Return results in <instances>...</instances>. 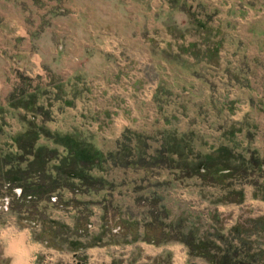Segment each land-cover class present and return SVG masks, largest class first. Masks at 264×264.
Returning <instances> with one entry per match:
<instances>
[{"label": "rangeland", "instance_id": "1", "mask_svg": "<svg viewBox=\"0 0 264 264\" xmlns=\"http://www.w3.org/2000/svg\"><path fill=\"white\" fill-rule=\"evenodd\" d=\"M16 5L20 9L0 4V163L18 151L13 139L32 120L73 129L103 154L116 151L130 131L146 138L149 155L160 148L163 133L173 132L186 137L195 154L212 156L206 180L160 166H106L97 173L104 177L103 190L65 189L32 203L19 198L23 187L12 186L9 168H0V180L12 189L0 181V264H14L7 238L21 234L35 247L30 264H213L211 249L240 245L233 230L252 228L250 220L264 218V0H19ZM76 32L95 39L73 40ZM70 46L110 56L104 70L102 58L95 64L79 60L85 81L71 94L77 90L75 95L85 98L75 117H91L90 109L98 107L102 113L101 120L85 122L86 130L62 126L59 117L44 114L51 113L47 109L14 108L10 100L27 81L40 92L39 103L55 107L54 90L69 72L51 70L43 57L54 47ZM39 145L56 147L43 136ZM222 147L232 152L215 154ZM252 157L261 164L251 163ZM225 160L231 163L220 166ZM242 195V204L233 203ZM261 225L250 241L262 250L264 264ZM190 233L193 243L203 244L199 253L185 244Z\"/></svg>", "mask_w": 264, "mask_h": 264}, {"label": "trees", "instance_id": "2", "mask_svg": "<svg viewBox=\"0 0 264 264\" xmlns=\"http://www.w3.org/2000/svg\"><path fill=\"white\" fill-rule=\"evenodd\" d=\"M21 96H23V93ZM14 98L15 92L11 95V100H15ZM36 99L35 96L30 97L29 100L22 98L16 101L14 106L35 113V109H37L35 107ZM41 136L45 137L48 142H53L56 147L50 148L48 145L38 146V140H40ZM145 139L139 133L128 131L124 134V140L119 141L116 151L103 154L94 144L79 135H63L52 132L44 125H38L32 120L29 121L26 132L13 139L18 151L4 155L0 168L1 171L9 168V172L12 174V186L23 187L19 198H24V202L31 203L41 202L46 197H52L57 191L65 189L74 194L79 193L78 188H81V191L89 192L103 190L105 186L104 177L97 173L98 171L102 172L103 167L106 166L122 169L160 166L165 169L178 170L184 176H186L185 173H188L187 178L195 176L200 177L201 180L208 178L207 159L212 154H195L194 147H191L186 137L178 136L173 132L163 133L161 146L154 151V155H149L151 148H148L149 143ZM223 150L232 152L222 147L216 150L215 154H219ZM88 154L96 158L88 157ZM148 155L150 159L147 158ZM257 160L252 157L249 161L251 163L258 162L257 164L260 165V161ZM230 161L232 163H226L227 161L225 160L219 165L224 166L231 163L237 169L238 163L235 161H238V159L234 160L233 155ZM23 165H26L25 169L22 168ZM227 171L228 174L231 173V169ZM227 171H224V173ZM213 172L215 173V171ZM0 181L5 183H3V186L5 185L4 189L7 191L12 190L8 188L7 182L4 180ZM235 202L242 204L244 196L242 195L238 201H233V203ZM260 219L259 221L254 219V221L250 220L248 222L251 226H254L252 228L249 227L246 230H242L240 227H236L233 230L236 233V240L234 241H238L240 245H235L233 248L230 247L227 251L221 247L211 249V252L214 253L213 264H263L261 263L262 250L256 251L250 241L253 235L258 234L260 230L259 224H262L261 232H264V218ZM243 236H246V241L242 239ZM138 240V238L132 240L129 244ZM186 240L185 244L187 247L191 251L194 248L193 252L199 253V249L203 244L193 243V233H190ZM216 254L217 257H215ZM199 256L205 255L200 253Z\"/></svg>", "mask_w": 264, "mask_h": 264}, {"label": "crops", "instance_id": "3", "mask_svg": "<svg viewBox=\"0 0 264 264\" xmlns=\"http://www.w3.org/2000/svg\"><path fill=\"white\" fill-rule=\"evenodd\" d=\"M18 1L19 0H0V4L8 5V6H11L12 8L20 9L19 5H16V3ZM24 1H28V0H24ZM29 1L31 2L32 0H29ZM88 2L91 4L92 0H88ZM31 6H32V4H31ZM57 19H61V17L58 16ZM76 33H78V34L76 35V37H75V35L72 37L73 40H76V38H79L80 40H83V39L89 40L91 38L95 39L93 37V34H91V33H85V34H82L79 32H76ZM252 34H256V33H252ZM25 37H26V35H25ZM255 37H256V41H257L258 38L256 35H255ZM70 40L71 39H69V41ZM69 41H67V42L69 43V45H71L72 42H69ZM74 50H75V48L73 46L60 47V48L54 47L49 52L46 53L45 57H43V59H44L43 62L47 60V62L49 64L48 68H50V69L53 68L55 70V72H57L59 74L69 72L68 77L64 78L62 85H61V83L56 85V89L54 91L57 92L59 96L56 99V102L54 105L55 107L51 106V108L49 109L48 103L47 104L39 103L38 101L41 99L40 94H39L40 92L37 90L34 91L33 89H30V87H28L29 85H28L27 81H26V83L24 85V89H22L21 93L19 91H17V93H15V98H14L15 100L12 101L11 96H10V100L12 101V103H16V101L21 100L22 98L25 100H29L30 97L35 96L37 98L36 99V106H35L36 108L40 107L41 111H43L44 109L51 111V113L50 112L47 113V111H45L44 114H49L51 119L55 118L56 116L59 117L62 126L69 123V124H71V126L76 125L81 130H86L87 128L85 126L86 125L85 122L92 121L95 116L98 117L96 120H98V119L101 120L102 113L98 112V114H97V112H96L97 110H100L99 107L96 109H90L91 110L90 111L91 117H88V115H85V114L82 115V118L75 117L76 115H78V113H77L78 103L81 101L80 99H84L85 97L80 96L81 93L78 95H75L77 93V90H74V93H73L74 95H72L71 90L76 88L75 84H77L78 87L81 88L82 83H84V81H85V77H81V74H85V73H83L84 71L82 68V64L79 63V60L84 59L88 64H90V63L95 64V63H97V60L101 61V58H102L103 63L101 64L100 68L104 70L105 68L108 67V65L111 64L109 62L110 56L108 54H106L105 51H102L100 49H92L91 51H88V52L84 51L83 53H78L77 51H74ZM49 57H51V58H49ZM0 60H1V58H0ZM254 61H255V59H254ZM255 65H256V63H255ZM70 70H72V71H70ZM66 75H67V73H66ZM85 76H86V74H85ZM74 77H76V78H74ZM79 78H82L83 81L78 83L77 79H79ZM108 78H109V76L107 77V79ZM88 79L89 78H86V81ZM30 82H32V81H30ZM100 82H104L103 78H101V77H100ZM107 92H108V90H107ZM22 93H23V96H21ZM106 96H107V93H106ZM109 98H110L109 101L107 99L104 101V103H106L107 106L112 104V97L110 95H109ZM99 105L103 106L102 103H100ZM42 106H46V107L44 108ZM14 108H17V107L14 106ZM18 109H21V108H18ZM53 109H54V111H53ZM74 109H76V110H74ZM59 110H61L60 114L58 113ZM94 112H96V113L94 114ZM108 113L112 117V113H110V112H108ZM109 120L111 121V119H109ZM47 127L46 128L51 130L52 132L60 133L63 135H79V136H81L79 133H75V131L73 132V129H70V130H65V129H61V128L55 129L52 126L49 127V125ZM261 200H263V199H261ZM261 217H264V216H261Z\"/></svg>", "mask_w": 264, "mask_h": 264}, {"label": "bare ground", "instance_id": "4", "mask_svg": "<svg viewBox=\"0 0 264 264\" xmlns=\"http://www.w3.org/2000/svg\"><path fill=\"white\" fill-rule=\"evenodd\" d=\"M26 234L9 235L8 239V252L14 258V264H30L31 255L35 247L28 243Z\"/></svg>", "mask_w": 264, "mask_h": 264}]
</instances>
